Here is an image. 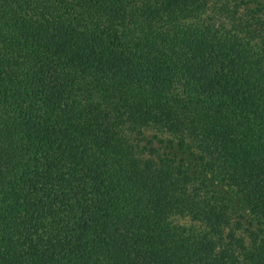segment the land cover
Masks as SVG:
<instances>
[{"label":"trees","instance_id":"1","mask_svg":"<svg viewBox=\"0 0 264 264\" xmlns=\"http://www.w3.org/2000/svg\"><path fill=\"white\" fill-rule=\"evenodd\" d=\"M0 264H264V0H0Z\"/></svg>","mask_w":264,"mask_h":264}]
</instances>
